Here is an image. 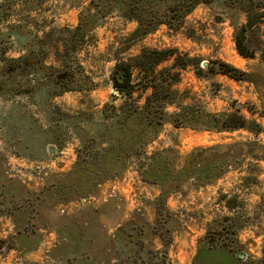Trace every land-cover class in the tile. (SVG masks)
Instances as JSON below:
<instances>
[{
  "label": "rangeland",
  "instance_id": "1",
  "mask_svg": "<svg viewBox=\"0 0 264 264\" xmlns=\"http://www.w3.org/2000/svg\"><path fill=\"white\" fill-rule=\"evenodd\" d=\"M89 3L4 0L5 56L42 45L45 64L59 66L61 41ZM228 17L200 4L178 31L160 25L131 42L136 23L110 15L69 42L74 75L51 101L37 75L14 71L0 84V264H264V25L247 30L254 56L244 58L234 38L246 14ZM143 49L174 50L155 69L178 81L168 122L141 144L139 121L121 128L100 116L123 102L114 64ZM222 63L234 70L221 73ZM145 76L134 72L139 107L151 92ZM233 113L245 127L220 130L238 121ZM222 144L232 146L208 149Z\"/></svg>",
  "mask_w": 264,
  "mask_h": 264
},
{
  "label": "trees",
  "instance_id": "2",
  "mask_svg": "<svg viewBox=\"0 0 264 264\" xmlns=\"http://www.w3.org/2000/svg\"><path fill=\"white\" fill-rule=\"evenodd\" d=\"M3 2L4 0L0 2V24L6 21L9 16L7 8L2 6ZM200 4L205 5L216 14L227 16V18H230L228 16L234 10H240L246 14V22L236 30L234 40L238 54L244 58H252L254 52L246 45V32L254 26L264 25V0H90L89 5L82 7L79 11L77 25L69 31L68 39L61 41L63 59L57 67L45 64V51L42 45L36 49L25 47L24 55L18 58H9L5 56L6 47L0 44V84L9 80L14 71L22 75H37L43 79L40 85L45 88L46 99L51 101L68 89L67 87L54 89V86L64 80L63 78L67 74L74 75L75 70L72 65L68 64L66 57L70 43L82 41L87 33L101 25L105 17L116 15L125 21L135 22L136 27L128 36L131 42H135L153 33L160 25L166 26L171 31H178L183 26L184 18ZM2 35L0 31V37ZM261 46L260 58L264 64V39L261 40ZM173 54L174 50L172 49H143L128 61L118 59L111 71L110 79L112 87L123 97V102L118 107L105 104L101 110L100 118L118 123L121 128H124V124L139 121L141 125L136 134L142 138L141 144L153 140L155 130L168 122L170 118L164 109L166 105L174 103L171 99L174 91L171 88L178 81L176 72L171 73V69L168 68L157 71L155 67L168 60ZM57 56L60 57L61 55L57 52ZM131 61L135 62L131 63ZM145 62H150L149 69L140 67ZM222 66L225 68V70L221 69L220 71L223 74L229 75L228 69L234 70L223 63ZM172 68L181 69L182 67L177 66L174 62ZM135 71L138 73L150 71L152 73L150 78L145 76V80L141 83L142 88L151 89L141 107L137 105L133 97ZM85 88L89 89L90 87L86 86ZM77 114L81 115L82 113L77 112ZM229 116L238 121L232 125L221 127L220 130L245 127V120L241 116L236 115V113ZM210 117H220V114H212ZM171 124L175 127L182 126L181 124ZM231 146L232 144H222L208 149L220 150ZM197 151L204 152L206 149H198ZM194 152L196 151L190 152L186 159L188 160ZM188 164L186 163L187 166ZM119 173L109 172L108 178L115 177ZM221 244L224 245V242ZM262 252L264 261V249ZM251 264L254 263L251 262Z\"/></svg>",
  "mask_w": 264,
  "mask_h": 264
},
{
  "label": "water",
  "instance_id": "3",
  "mask_svg": "<svg viewBox=\"0 0 264 264\" xmlns=\"http://www.w3.org/2000/svg\"><path fill=\"white\" fill-rule=\"evenodd\" d=\"M239 258L242 259V258H243V255L240 254V255H239Z\"/></svg>",
  "mask_w": 264,
  "mask_h": 264
}]
</instances>
